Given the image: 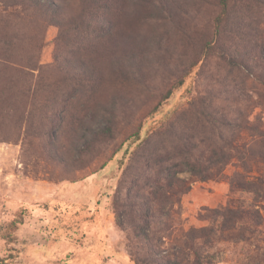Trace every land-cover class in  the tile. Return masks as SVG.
Masks as SVG:
<instances>
[{
  "label": "rangeland",
  "instance_id": "obj_1",
  "mask_svg": "<svg viewBox=\"0 0 264 264\" xmlns=\"http://www.w3.org/2000/svg\"><path fill=\"white\" fill-rule=\"evenodd\" d=\"M55 1L58 16L27 4L7 32L17 54L31 56L36 42L42 47L39 69L26 85L29 100L21 95L22 82L0 74V259L135 264L136 241L113 210L138 144L131 135L141 126L143 139L174 111L187 109L192 84L193 95L211 97L219 113L264 123V0H233L221 30L220 0H109V16L96 18L83 13V0ZM4 35L0 31V39ZM181 79L184 86L150 115ZM110 124L113 133L81 154L92 142L84 136L87 126ZM241 138L250 146L259 140L245 131ZM241 171L233 160L221 180L182 173L192 188L171 210L174 237L208 225L198 218L204 209L247 208L252 196L232 193L229 184ZM170 244L167 239L162 248ZM257 244L264 247V225L254 244H217L213 264L264 263Z\"/></svg>",
  "mask_w": 264,
  "mask_h": 264
},
{
  "label": "trees",
  "instance_id": "obj_2",
  "mask_svg": "<svg viewBox=\"0 0 264 264\" xmlns=\"http://www.w3.org/2000/svg\"><path fill=\"white\" fill-rule=\"evenodd\" d=\"M55 2L0 0V31L6 32L0 39V74L11 78L12 84L22 82L24 90L21 95L28 100L32 89L26 85H30V80L35 77L31 71L39 69L42 44H34L31 56L17 54L13 51L12 34L7 32L12 31V20L21 18L20 12L25 11L27 4L49 9L58 16L59 8L54 5ZM232 2L220 0L222 12L216 21L220 30L228 20ZM112 4L109 0H83V13L89 18L109 16ZM101 28L100 25L94 29ZM222 54L228 58L224 51ZM261 58L264 61V55ZM229 64L242 66L236 61ZM184 83V79L175 83L150 115L160 112ZM186 92L190 96L187 109L174 111L143 139L141 126L131 135L138 144L130 153L117 198L113 201V210L118 225L136 241L131 254L135 264H213L218 252L212 251L217 244H254L260 237V227L264 225V123L257 126L219 113L212 108L211 97L193 95V84ZM29 106L33 107L32 104ZM80 124L86 123L80 120ZM244 131L257 137L258 142L251 146L240 143ZM112 133V124L97 130L87 126L84 136H92V142L87 143L80 153L91 150L89 144L100 142ZM233 160L238 161L242 171L229 178L230 190L232 193L250 194L252 201L249 206L204 209L198 218L208 221V225L190 227L174 237L171 210L192 188L189 180L179 176L189 171L203 182L221 180ZM255 171L257 175L253 176ZM167 239L171 244L163 249ZM256 249L258 255H264V247L257 244ZM0 264H6L5 260L0 259Z\"/></svg>",
  "mask_w": 264,
  "mask_h": 264
}]
</instances>
